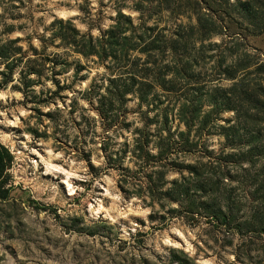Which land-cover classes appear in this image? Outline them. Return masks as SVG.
I'll list each match as a JSON object with an SVG mask.
<instances>
[{
    "label": "rangeland",
    "instance_id": "obj_1",
    "mask_svg": "<svg viewBox=\"0 0 264 264\" xmlns=\"http://www.w3.org/2000/svg\"><path fill=\"white\" fill-rule=\"evenodd\" d=\"M235 1L0 0V264H264V234L174 191L222 147L232 111L202 117L221 71L264 58ZM220 168L249 219L241 171Z\"/></svg>",
    "mask_w": 264,
    "mask_h": 264
},
{
    "label": "trees",
    "instance_id": "obj_2",
    "mask_svg": "<svg viewBox=\"0 0 264 264\" xmlns=\"http://www.w3.org/2000/svg\"><path fill=\"white\" fill-rule=\"evenodd\" d=\"M233 6L241 21L250 27L251 34L264 31V0H236ZM227 68L229 71L221 73L232 82L227 87L215 88L216 92L206 100L211 108L202 116L205 118L210 111H232V118L218 125L222 147L216 156L208 155L205 162L187 165L194 178L187 185L184 179L182 183L174 182V191L180 196L190 195V190L198 191L201 198L194 206L237 233L247 230L264 234V58L256 60L244 51ZM11 158L8 149L0 144V200L8 195L5 173ZM225 165L237 167L242 173L252 202L249 219L238 220L231 213L233 200L220 191V181H235L229 170L220 173V167ZM193 204L191 200L187 211H191Z\"/></svg>",
    "mask_w": 264,
    "mask_h": 264
}]
</instances>
